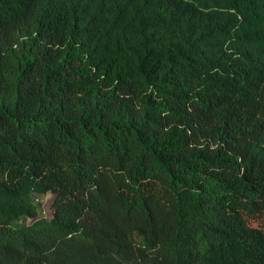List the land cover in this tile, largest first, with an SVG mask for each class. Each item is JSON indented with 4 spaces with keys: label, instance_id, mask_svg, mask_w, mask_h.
Segmentation results:
<instances>
[{
    "label": "trees",
    "instance_id": "trees-1",
    "mask_svg": "<svg viewBox=\"0 0 264 264\" xmlns=\"http://www.w3.org/2000/svg\"><path fill=\"white\" fill-rule=\"evenodd\" d=\"M0 264H264V0H0Z\"/></svg>",
    "mask_w": 264,
    "mask_h": 264
},
{
    "label": "rangeland",
    "instance_id": "rangeland-1",
    "mask_svg": "<svg viewBox=\"0 0 264 264\" xmlns=\"http://www.w3.org/2000/svg\"><path fill=\"white\" fill-rule=\"evenodd\" d=\"M53 197H54V194L49 192L45 195H42L39 197V201L42 203V215L45 216L46 218H49L50 215H51V203H52V200H53ZM33 219H29L28 222H32ZM17 222H20V220H16L14 222V224H17ZM252 225H257V221L253 220L252 222Z\"/></svg>",
    "mask_w": 264,
    "mask_h": 264
}]
</instances>
